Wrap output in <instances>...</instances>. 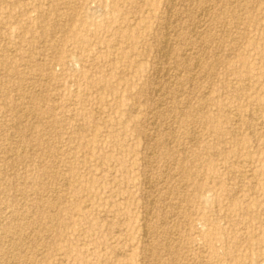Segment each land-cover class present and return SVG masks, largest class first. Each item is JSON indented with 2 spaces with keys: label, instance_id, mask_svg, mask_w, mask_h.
<instances>
[{
  "label": "rangeland",
  "instance_id": "rangeland-1",
  "mask_svg": "<svg viewBox=\"0 0 264 264\" xmlns=\"http://www.w3.org/2000/svg\"><path fill=\"white\" fill-rule=\"evenodd\" d=\"M0 264H264V0H0Z\"/></svg>",
  "mask_w": 264,
  "mask_h": 264
},
{
  "label": "bare ground",
  "instance_id": "bare-ground-1",
  "mask_svg": "<svg viewBox=\"0 0 264 264\" xmlns=\"http://www.w3.org/2000/svg\"><path fill=\"white\" fill-rule=\"evenodd\" d=\"M197 63V62H196ZM165 77V76H164Z\"/></svg>",
  "mask_w": 264,
  "mask_h": 264
}]
</instances>
